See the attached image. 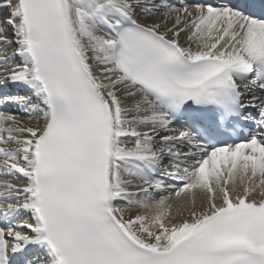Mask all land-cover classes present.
Instances as JSON below:
<instances>
[{"label":"snow or ice","instance_id":"6c2138e0","mask_svg":"<svg viewBox=\"0 0 264 264\" xmlns=\"http://www.w3.org/2000/svg\"><path fill=\"white\" fill-rule=\"evenodd\" d=\"M0 178V264H264V0H0Z\"/></svg>","mask_w":264,"mask_h":264},{"label":"bare ground","instance_id":"6f19581e","mask_svg":"<svg viewBox=\"0 0 264 264\" xmlns=\"http://www.w3.org/2000/svg\"><path fill=\"white\" fill-rule=\"evenodd\" d=\"M183 42V41H182ZM35 115V114H34ZM12 182H17V181H12ZM20 182H22V181H20ZM200 196H201V194H197V198H198V200H199V198H200ZM171 203H173V212L175 211V207H176V202L173 200V201H170Z\"/></svg>","mask_w":264,"mask_h":264}]
</instances>
